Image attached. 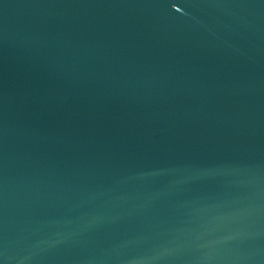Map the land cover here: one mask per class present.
I'll return each instance as SVG.
<instances>
[{
  "label": "water",
  "instance_id": "water-1",
  "mask_svg": "<svg viewBox=\"0 0 264 264\" xmlns=\"http://www.w3.org/2000/svg\"><path fill=\"white\" fill-rule=\"evenodd\" d=\"M0 264H264V0H0Z\"/></svg>",
  "mask_w": 264,
  "mask_h": 264
}]
</instances>
